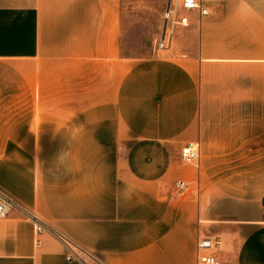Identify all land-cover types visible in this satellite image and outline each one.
<instances>
[{"label": "crops", "instance_id": "1", "mask_svg": "<svg viewBox=\"0 0 264 264\" xmlns=\"http://www.w3.org/2000/svg\"><path fill=\"white\" fill-rule=\"evenodd\" d=\"M201 2L134 57L119 0H0V103H39L0 126V264H80L58 234L105 264H194L202 236L264 264V0Z\"/></svg>", "mask_w": 264, "mask_h": 264}, {"label": "built area", "instance_id": "2", "mask_svg": "<svg viewBox=\"0 0 264 264\" xmlns=\"http://www.w3.org/2000/svg\"><path fill=\"white\" fill-rule=\"evenodd\" d=\"M196 11L199 16L207 13L206 8L203 6L201 0H176L167 4L163 12V27L161 34L157 40V48L160 50L167 49L171 41L172 27L175 24L185 25L188 22V16L185 12ZM179 156L184 162H196L199 157L198 145L193 142H188L180 148ZM189 184L176 180L172 183V190L174 195L182 194ZM11 200L2 192H0V219L4 218L7 214ZM32 219L34 230L38 233L42 229V225ZM58 238L63 243L66 252L65 260L76 261L80 264H105L97 255L86 251L81 248L69 238L58 234ZM214 247V241L207 236L197 237L194 242V264H222L212 253L211 249Z\"/></svg>", "mask_w": 264, "mask_h": 264}, {"label": "rangeland", "instance_id": "3", "mask_svg": "<svg viewBox=\"0 0 264 264\" xmlns=\"http://www.w3.org/2000/svg\"><path fill=\"white\" fill-rule=\"evenodd\" d=\"M176 0H119L121 19L122 52L126 56L146 57L160 51L157 40L163 27V12L170 2ZM188 18L193 12H185ZM27 95H34V88H26ZM43 104V103H42ZM49 106V103H45ZM39 103H0V126H9L17 120L18 111L28 114Z\"/></svg>", "mask_w": 264, "mask_h": 264}]
</instances>
